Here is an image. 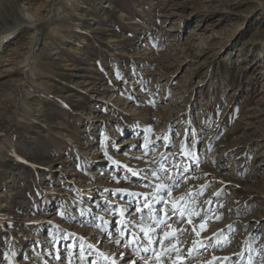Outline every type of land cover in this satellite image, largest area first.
I'll list each match as a JSON object with an SVG mask.
<instances>
[{
    "label": "rangeland",
    "instance_id": "rangeland-1",
    "mask_svg": "<svg viewBox=\"0 0 264 264\" xmlns=\"http://www.w3.org/2000/svg\"><path fill=\"white\" fill-rule=\"evenodd\" d=\"M145 247L264 264V0H0V264Z\"/></svg>",
    "mask_w": 264,
    "mask_h": 264
},
{
    "label": "snow or ice",
    "instance_id": "snow-or-ice-1",
    "mask_svg": "<svg viewBox=\"0 0 264 264\" xmlns=\"http://www.w3.org/2000/svg\"><path fill=\"white\" fill-rule=\"evenodd\" d=\"M146 147H147V145H146ZM133 174L135 175V173H133ZM153 175L154 176L156 175L155 171L153 172ZM157 178H159V177H157ZM156 188H157V191L162 190V189L163 190H166L167 197H171L172 196V190L166 184H164V183L157 184L156 185ZM164 199H165L164 196H160L158 198V200H164ZM180 199H183V197H181ZM169 202H171L173 204V208L174 209L177 207L175 201H169ZM145 206L146 207L148 206L147 205V200H146ZM173 214H175V212ZM180 215L183 216L184 215V212L181 211L180 212ZM189 222H191V220H189ZM156 224L157 225L163 224V225H165V227H171V225H168L166 223V221H164V220H157L156 221ZM141 231L144 233L145 236H149V233L152 232V231H154V229H152L150 226H148V227H141ZM121 234H123V232ZM163 235H164L165 238H168L169 235H170V233H168V232L165 231V232H163ZM197 235H199V233H197ZM151 243H152L151 238H149V244H151ZM143 250L145 252L151 251L152 258H154L157 261V264H161V257L167 254V250H165L163 248H161V251L159 253H157V251H156L155 248L149 249L148 247H145ZM171 251H175V252L179 253V249L178 248H172ZM169 259H171V257H169ZM176 259L179 260V259H181V257L179 255H177ZM142 260H143L144 264H150L149 259H146V258H143L142 257ZM113 264H115V261H113ZM132 264H135V262L133 261ZM173 264H175V261H173Z\"/></svg>",
    "mask_w": 264,
    "mask_h": 264
},
{
    "label": "bare ground",
    "instance_id": "bare-ground-1",
    "mask_svg": "<svg viewBox=\"0 0 264 264\" xmlns=\"http://www.w3.org/2000/svg\"><path fill=\"white\" fill-rule=\"evenodd\" d=\"M24 23H25V21L24 22H22L21 24H20V26H23L24 25ZM129 143H133V141H129ZM98 154H101L100 152H98L97 153V155ZM67 174V173H66ZM100 200H102V199H100ZM114 204H119V201H117V200H115L114 202H113ZM27 239H30V240H32L31 239V237L30 238H27ZM130 240H132V239H130ZM131 244V243H130ZM126 245H124V246H122L121 248H124ZM120 248V247H119Z\"/></svg>",
    "mask_w": 264,
    "mask_h": 264
}]
</instances>
